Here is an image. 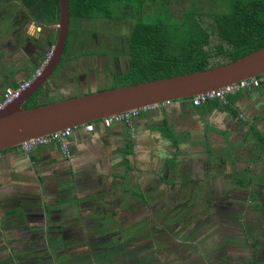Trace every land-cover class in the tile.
<instances>
[{
  "label": "crops",
  "instance_id": "1",
  "mask_svg": "<svg viewBox=\"0 0 264 264\" xmlns=\"http://www.w3.org/2000/svg\"><path fill=\"white\" fill-rule=\"evenodd\" d=\"M1 3L0 47L4 49L0 66L2 60H13L6 52L12 49L11 42L26 50V41L38 36L40 26L27 17L18 1ZM24 21L27 24L23 26ZM45 37L43 40L47 41ZM40 53L41 50L36 53V61ZM17 58V64L27 63L26 59ZM32 67L33 64L26 70H3L0 89L27 77ZM1 94L2 91L0 97ZM163 122L170 129V137L162 130ZM132 127V136L123 123L105 127L95 122L92 130L83 126L70 129L65 138L70 161L63 158L56 143L38 145L28 152L18 146L1 152L0 264H6V259L1 258L8 252L18 260L19 249L28 244L33 248L48 247L47 242L59 240L71 243V231L81 230L86 224L84 216L96 210L102 213L104 208L97 206L108 201L113 203L106 205L105 211L117 216L122 213L125 200L144 199V193L156 191L157 183V193L167 194L173 186L213 181L220 173L217 161L224 152L231 150V157L227 155L225 159L234 161L242 157H236L234 152L244 154L247 144L252 147L255 143L256 150H264V81L232 92L224 105L206 101L192 106L183 99L160 103L141 110L132 119ZM128 140L131 152L125 154ZM193 154L199 157L196 159ZM254 159L257 163L261 157ZM244 160V166L250 168L252 157L246 156ZM185 165L186 170L181 171ZM126 178L132 183L130 188L124 186ZM91 199L99 203L94 209L89 203ZM48 233L55 237L49 238ZM56 246L62 245L52 247Z\"/></svg>",
  "mask_w": 264,
  "mask_h": 264
},
{
  "label": "rangeland",
  "instance_id": "2",
  "mask_svg": "<svg viewBox=\"0 0 264 264\" xmlns=\"http://www.w3.org/2000/svg\"><path fill=\"white\" fill-rule=\"evenodd\" d=\"M191 1L166 0L165 5L177 18ZM192 3L204 10L215 6H211L210 0H193ZM26 24L24 21L23 26ZM47 30L51 33L52 27L40 24L38 36L26 41V50L24 47L21 50L19 44L12 41V49L6 52L13 60L6 63L2 60L0 73L17 68L30 69L32 64L34 69L41 58L46 57L52 44L43 40ZM3 49L1 46L0 56ZM39 50L41 55L36 61ZM18 56L27 63L17 64ZM105 62L106 58L102 56L84 54L72 57L71 70L64 65L54 76L56 68L48 79L49 83L44 84L43 89L50 91H40L35 101L47 102L65 98L67 94L73 96L82 91L110 88L114 80ZM118 63L111 67L116 73L121 71V63ZM68 77L74 84L67 92L61 88L66 85ZM254 145L247 144L244 154L234 152L236 157L242 155L234 161L225 159L227 155L231 157V150L224 152L217 161L220 173L209 183L181 184L168 189L167 194L157 193V183L156 191L144 193V201L141 197L125 200L121 215L105 211L106 205L112 201L97 206V209L104 208L103 212L96 210L94 214L84 216L83 223L86 224L81 230L71 231V243L59 240L47 242L48 247L38 245L33 248L28 244L27 248H18L21 251L18 260H14L11 252L1 259H6V264H264V150L258 151ZM257 155L261 160L256 163L254 158ZM246 156L253 159L250 168L244 166ZM186 166L181 171L186 170ZM239 180L244 184L239 185ZM124 186H132L129 178ZM139 187L145 188L143 184ZM91 201V208L99 204L96 200ZM72 218L75 220L74 216ZM47 236L51 238L55 234L48 233ZM56 244L62 246L52 247Z\"/></svg>",
  "mask_w": 264,
  "mask_h": 264
},
{
  "label": "trees",
  "instance_id": "3",
  "mask_svg": "<svg viewBox=\"0 0 264 264\" xmlns=\"http://www.w3.org/2000/svg\"><path fill=\"white\" fill-rule=\"evenodd\" d=\"M16 1L29 19L39 23L57 20V0ZM165 2L67 0V5L71 6V58L90 52L84 45L89 39V30L78 23L85 20L96 24L107 22L108 27L112 25L109 28L113 33L109 58L114 64L119 61L127 63V67L118 73L111 70L114 80L111 87L204 69L264 45V0H210L211 6H215L205 10L196 8L192 0L177 18L167 9ZM53 37L46 35L45 38L53 42ZM215 58H219L218 61H214ZM39 92L40 88L23 106L38 104L35 98ZM162 126L163 132L170 137L169 127L165 122ZM130 144L129 140L126 141L125 154L131 152ZM238 184L244 183L239 180Z\"/></svg>",
  "mask_w": 264,
  "mask_h": 264
},
{
  "label": "water",
  "instance_id": "4",
  "mask_svg": "<svg viewBox=\"0 0 264 264\" xmlns=\"http://www.w3.org/2000/svg\"><path fill=\"white\" fill-rule=\"evenodd\" d=\"M53 42L40 72L18 96L0 107V151L64 128H75L116 113L185 99L264 72V45L204 69L117 85L24 107L50 77L62 54L68 27L67 0H57Z\"/></svg>",
  "mask_w": 264,
  "mask_h": 264
},
{
  "label": "built area",
  "instance_id": "5",
  "mask_svg": "<svg viewBox=\"0 0 264 264\" xmlns=\"http://www.w3.org/2000/svg\"><path fill=\"white\" fill-rule=\"evenodd\" d=\"M47 56V54H46ZM46 57H44L45 59ZM44 59L42 58L38 65L33 69L32 73L29 74L27 77L20 79L19 81L15 82L13 85H7L4 87L1 97H0V107L5 103L9 102L18 94L22 89H24L31 79L40 72V69L43 66ZM264 81V72L256 75L251 76L246 79H239L235 82L226 84L222 87L209 90L206 92H202L199 94H195L190 97L189 102L192 106L200 105L208 100H217L220 103H226V96L234 91L245 89L246 87L250 86H257L259 82ZM162 103H168L167 101ZM144 110V109H142ZM141 110L133 109L123 111L121 113L112 114L109 116H105L101 119L95 120V122L101 123L103 126L108 127L112 123H123L126 128L128 129V133L130 136L133 135V127H132V119L138 115ZM93 121L88 122L83 125L85 130H92L94 123ZM70 129L64 128L62 130L52 132L50 134H46L36 138H30L24 142H22L18 147L20 150L24 152L30 151L33 147L38 145H46L49 143H56L60 149V153L66 160L70 161V153L67 148L65 138L69 135ZM1 156V151H0Z\"/></svg>",
  "mask_w": 264,
  "mask_h": 264
},
{
  "label": "flooded vegetation",
  "instance_id": "6",
  "mask_svg": "<svg viewBox=\"0 0 264 264\" xmlns=\"http://www.w3.org/2000/svg\"><path fill=\"white\" fill-rule=\"evenodd\" d=\"M85 21L86 22L78 21V23L82 24L84 27H87V29L89 30V39L86 40L84 45L86 46L87 49H89L90 52H86L84 54L93 55V56H96V57H98V56L105 57L106 58L105 64H106L107 69L109 70V72H111L110 70H111V67L114 66L113 65L114 62H113V60L111 58H109V56L112 53V49H111L110 45L112 44V40H113V36L112 35H113V33H111L109 28H112V25L111 26L109 25V27H108L107 26V22H104L103 24H98V23L96 24L95 22L93 23L92 20H89V21L85 20ZM56 22H57V20H56ZM56 22L40 23L43 27H46V26H48V27L51 26L52 27L51 33H50L49 30H47L44 33L45 36L46 35L55 36ZM117 34L118 33H116V35ZM98 39H100V41H101L100 43L98 42ZM65 42H66V46H65ZM65 42H64L62 54H61V56L59 58V62L57 63V65L54 68V71L52 72V74H54L55 69L58 68L56 70L54 76L57 75L58 70L64 65H68V67H70V70H71V6H68V27H67V33H66ZM84 54H81V55H84ZM119 62L121 63L120 70H124L127 67V63H123V61H119ZM62 75L66 76L65 72L62 71ZM49 79H50V77H49ZM65 82H66V85H63L64 87L61 88V89H63V91H67V92L71 91V86L74 84L72 79L70 77H68V79L66 78ZM47 83H49V81ZM44 84L40 87V91H43V92L50 91V89H48V88L43 89L44 88ZM66 96L69 97V96H72V95L67 94ZM174 188L175 187L173 186V189ZM174 195H175L174 197L176 198L177 197L176 196V192H174ZM117 215H121V214H117Z\"/></svg>",
  "mask_w": 264,
  "mask_h": 264
}]
</instances>
